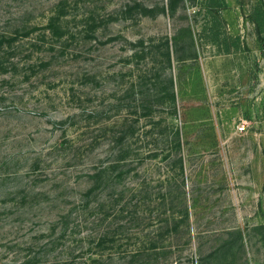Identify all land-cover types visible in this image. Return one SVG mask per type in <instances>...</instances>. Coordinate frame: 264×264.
Wrapping results in <instances>:
<instances>
[{
    "label": "rangeland",
    "instance_id": "obj_1",
    "mask_svg": "<svg viewBox=\"0 0 264 264\" xmlns=\"http://www.w3.org/2000/svg\"><path fill=\"white\" fill-rule=\"evenodd\" d=\"M170 4L0 0V264H264V0Z\"/></svg>",
    "mask_w": 264,
    "mask_h": 264
},
{
    "label": "trees",
    "instance_id": "obj_2",
    "mask_svg": "<svg viewBox=\"0 0 264 264\" xmlns=\"http://www.w3.org/2000/svg\"><path fill=\"white\" fill-rule=\"evenodd\" d=\"M178 0H171V4H170V6H171V9L172 10H174L175 9V3L177 2ZM94 190V188H91L90 189V192H92Z\"/></svg>",
    "mask_w": 264,
    "mask_h": 264
}]
</instances>
